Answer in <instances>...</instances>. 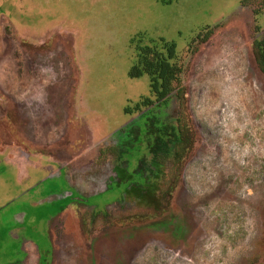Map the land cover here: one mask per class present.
I'll return each instance as SVG.
<instances>
[{"label":"rangeland","instance_id":"obj_1","mask_svg":"<svg viewBox=\"0 0 264 264\" xmlns=\"http://www.w3.org/2000/svg\"><path fill=\"white\" fill-rule=\"evenodd\" d=\"M243 1L0 0V264H264V9ZM152 39L194 52L196 146L160 216L119 201L121 186L101 193L127 108L150 96L133 71Z\"/></svg>","mask_w":264,"mask_h":264},{"label":"trees","instance_id":"obj_2","mask_svg":"<svg viewBox=\"0 0 264 264\" xmlns=\"http://www.w3.org/2000/svg\"><path fill=\"white\" fill-rule=\"evenodd\" d=\"M261 1L262 9L255 12L256 17L264 9V0ZM248 3L249 0H244L243 6L247 7ZM202 34L194 43L200 40L205 43L211 33L205 37H201ZM191 48L192 44L188 53ZM253 51L264 75V40H256ZM186 52L180 54L175 43L165 40L152 39L138 46L133 75L149 76L150 96L127 108L131 121L118 131L116 144L107 150L113 159L135 155L134 172H118L119 178L128 184L124 197L156 216L167 213L171 207L182 169L196 146L183 83ZM176 102L179 109L175 115H170Z\"/></svg>","mask_w":264,"mask_h":264},{"label":"flooded vegetation","instance_id":"obj_3","mask_svg":"<svg viewBox=\"0 0 264 264\" xmlns=\"http://www.w3.org/2000/svg\"><path fill=\"white\" fill-rule=\"evenodd\" d=\"M124 156H125L124 158H119V159H117V158L116 159H113L112 158L111 159V161H113L114 164H113V167H112V170H111L110 178L107 179L106 186H108V190L114 188L115 186H121V187H123L122 196H121V199L119 201H122L123 204H125V203L128 204V203H132V202H129L126 199V197H124L125 189L128 186V184L125 183L123 180H121L119 178L118 172H124V173L126 172L127 174L128 173L130 174V173H133L134 171L133 172L130 171L131 168H130L129 155H124ZM61 168L65 169L64 166H61ZM71 188L72 187L70 185V190H71ZM72 191H74V189H72ZM69 193L71 194V192H69ZM70 199H72L73 202L76 201V202L84 203V204H87L89 202V199L88 198L83 199V198L79 197L78 191L76 192V190L74 191V194H71ZM106 209H108V208H106ZM96 211H97V208H96ZM94 213H96V212H94ZM98 214L99 215H101V214L106 215L107 212H106V210H104L102 212H99Z\"/></svg>","mask_w":264,"mask_h":264},{"label":"crops","instance_id":"obj_4","mask_svg":"<svg viewBox=\"0 0 264 264\" xmlns=\"http://www.w3.org/2000/svg\"><path fill=\"white\" fill-rule=\"evenodd\" d=\"M52 56H54V54H51V56H50V58L52 57ZM0 58H1V56H0ZM36 58V60H37V62H36V65H37V67H35V69H37V71L42 67V66H40L41 64L38 62L39 61V56H36L35 57ZM34 59V58H33ZM29 64H31L30 66V68H28V71L30 72L34 67H33V61H31V63H29ZM34 70V69H33ZM0 89L1 90H7V88H5V87H3L1 84H0ZM21 91H23L24 90V87L22 88V89H20ZM36 104H37V102L33 105V104H31L32 106H36ZM22 112H24V110H23V104H21V107H20V109H19V111H18V113L20 114V115H22ZM31 115H33L34 116V114H33V111H32V114ZM1 150V149H0ZM7 149H4L3 150V152L4 153H7V151H6ZM12 154L13 155H18L19 154V157H24V159H25V162H22V160H21V158H17V157H15V158H13L14 159V161H15V163L17 164V165H19L20 166V169H21V172L22 173H25V171L27 170V168L32 164V158H31V156H29V155H26V154H24L23 153V151H18V152H12ZM10 158V160H11V157H9ZM8 160V159H7ZM107 184V182H105V185ZM101 193H103V192H101ZM65 195H67L68 196V199L70 198V195H69V193H66Z\"/></svg>","mask_w":264,"mask_h":264},{"label":"water","instance_id":"obj_5","mask_svg":"<svg viewBox=\"0 0 264 264\" xmlns=\"http://www.w3.org/2000/svg\"><path fill=\"white\" fill-rule=\"evenodd\" d=\"M106 187H107V188H106V190L103 191V193L106 192V191H108V186H106ZM65 198H68V196L65 195Z\"/></svg>","mask_w":264,"mask_h":264}]
</instances>
